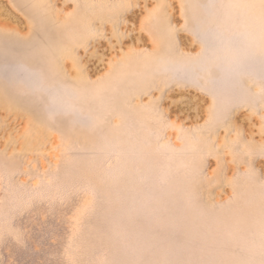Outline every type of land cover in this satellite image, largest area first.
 Here are the masks:
<instances>
[{"label": "rangeland", "instance_id": "obj_1", "mask_svg": "<svg viewBox=\"0 0 264 264\" xmlns=\"http://www.w3.org/2000/svg\"><path fill=\"white\" fill-rule=\"evenodd\" d=\"M0 264H264V0H0Z\"/></svg>", "mask_w": 264, "mask_h": 264}]
</instances>
